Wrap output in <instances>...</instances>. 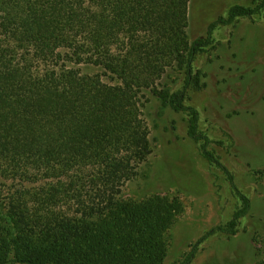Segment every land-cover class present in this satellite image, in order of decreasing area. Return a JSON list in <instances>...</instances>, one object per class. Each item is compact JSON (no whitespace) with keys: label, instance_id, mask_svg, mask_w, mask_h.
I'll return each instance as SVG.
<instances>
[{"label":"trees","instance_id":"16d2710c","mask_svg":"<svg viewBox=\"0 0 264 264\" xmlns=\"http://www.w3.org/2000/svg\"><path fill=\"white\" fill-rule=\"evenodd\" d=\"M251 1L188 42V0H0V264H161L173 205L124 196L150 152L147 98L184 115L187 137L238 202L181 264L211 234L238 232L250 198L209 148L186 95L200 86L193 62L216 25L264 9ZM178 66L182 85L163 86Z\"/></svg>","mask_w":264,"mask_h":264},{"label":"rangeland","instance_id":"374dc122","mask_svg":"<svg viewBox=\"0 0 264 264\" xmlns=\"http://www.w3.org/2000/svg\"><path fill=\"white\" fill-rule=\"evenodd\" d=\"M234 4L254 5L251 0H188V42L206 36L208 25ZM193 66L200 86L188 89L186 103L199 111L200 129L212 140L209 148L250 198L251 210L236 234L217 232L203 240L190 264H256L264 258V9L252 19L216 25ZM81 71L115 82L95 66ZM183 79L178 66L165 74L162 85L175 89ZM143 114L150 152L137 177L124 186V196L171 202L161 264H181L199 237L230 219L237 198L225 174L187 137L183 114L152 98L145 100Z\"/></svg>","mask_w":264,"mask_h":264}]
</instances>
